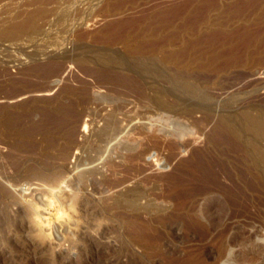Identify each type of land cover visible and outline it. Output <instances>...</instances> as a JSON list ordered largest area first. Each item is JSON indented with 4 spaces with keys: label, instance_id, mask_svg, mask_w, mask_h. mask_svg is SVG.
<instances>
[{
    "label": "rangeland",
    "instance_id": "1",
    "mask_svg": "<svg viewBox=\"0 0 264 264\" xmlns=\"http://www.w3.org/2000/svg\"><path fill=\"white\" fill-rule=\"evenodd\" d=\"M39 1L34 24L0 34V264H264V130L248 125L264 128V0ZM41 3L0 0V22ZM220 118L229 134L212 130ZM13 122L32 130L8 135ZM196 152L223 162L218 181L179 198L174 177ZM58 175L79 194L66 225L24 203L43 205ZM193 207L219 220L208 236L184 223ZM227 251L239 262L219 261Z\"/></svg>",
    "mask_w": 264,
    "mask_h": 264
},
{
    "label": "bare ground",
    "instance_id": "2",
    "mask_svg": "<svg viewBox=\"0 0 264 264\" xmlns=\"http://www.w3.org/2000/svg\"><path fill=\"white\" fill-rule=\"evenodd\" d=\"M33 1V0H32ZM35 1V0H34ZM44 1V0H43ZM42 1V2H43ZM47 1V0H46ZM29 2V1H28ZM36 2H39V3H41L39 0H36ZM30 3H32V2H30ZM29 3V4H30ZM43 3H45V2H43ZM47 3V2H46ZM45 3V4H46ZM61 3V2H60ZM14 4V3H13ZM28 4V3H27ZM34 4V3H33ZM36 4V3H35ZM38 4V3H37ZM50 4V3H49ZM52 5V4H51ZM36 6V5H35ZM54 6V5H53ZM38 7V6H37ZM42 7H44V6H42V3H41V5H39V7L38 8H33L32 10H27V9H23V10H17V11H15V12H12V14H11V16L7 19V20H4V21H1L0 22V34H5V35H9V36H17V35H19L23 30L22 29H27L26 27H28V26H31L32 24H34V22H35V20H36V18L37 17H39V16H41V15H43V8ZM50 9H51V7H50ZM47 11V10H46ZM25 29H24V31H25ZM38 66V65H37ZM43 67V66H42ZM45 67V66H44ZM38 68H40V67H38ZM46 68H48V67H46ZM36 69H37V67H36ZM45 69V68H44ZM42 70V69H41ZM47 70V69H46ZM48 71V70H47ZM46 72V71H45ZM47 73L48 72H46V77L48 76L47 75ZM50 77V76H49ZM47 80H49V78L47 79ZM117 88V87H116ZM54 89V88H53ZM124 89V88H123ZM120 91V90H119ZM131 91H133L134 93H135V95H137L136 97H139L140 99H142V100H145L146 101V92H145V90L143 89V87L141 86V85H139V84H135L134 85V87H133V89L131 90ZM131 91H129V92H131ZM127 94V93H126ZM125 94V95H126ZM131 94L129 93V96H130ZM134 95V94H133ZM134 95V96H135ZM135 97V98H136ZM130 97H128V99H129ZM133 98V97H132ZM128 99H126L127 101H128ZM127 101H126V103H125V105L123 104L122 106H121V108H123V107H126V105H128V103H127ZM130 101V100H129ZM128 101V102H129ZM125 102V101H124ZM72 111H70V113H71ZM68 114H69V112H67ZM72 114V113H71ZM116 114V113H115ZM209 116V115H208ZM211 119V118H210ZM217 119H219V118H217ZM83 122V120H80V122ZM85 121V120H84ZM109 121V120H108ZM218 121V120H217ZM80 122H79V124H80ZM211 122V121H210ZM78 124V125H79ZM112 124V123H111ZM77 125V126H78ZM248 125L250 126V128H252V129H255V130H264V128H263V126L261 125V123H260V121L258 120V119H254V118H249V121H248ZM22 126H24V124L23 123H21V124H19V122H17V123H15V122H13V123H11V124H8V125H6V126H4V127H7V129H8V135H10L9 133L11 132V131H13V130H18V131H20V133L22 132V131H24L23 132V134H28L31 130H32V128L31 129H28V128H21ZM110 126V125H109ZM108 126V127H109ZM153 127V126H152ZM229 127H230V123L228 122V121H226V120H224L223 118H220V120H219V122L218 123H216L214 126H213V131H215L217 134H222V133H225V134H229L230 133V129H229ZM79 128H82V127H79ZM84 128H85V126H84ZM106 128V127H105ZM150 129H151V126H150ZM149 129V130H150ZM155 128H153L152 129V131L154 130ZM157 129V128H156ZM81 131H82V129H80ZM90 130V129H89ZM88 130V131H89ZM144 130V129H143ZM260 130V131H261ZM146 131V132H145ZM151 131V130H150ZM158 131V130H157ZM148 133L147 132V129L146 130H144L143 131V133ZM159 132V131H158ZM163 133V132H162ZM26 134V135H27ZM150 134V133H149ZM164 134V133H163ZM261 134V133H260ZM263 134V133H262ZM3 135V134H2ZM1 135V136H2ZM123 135V134H122ZM146 135V134H145ZM151 135V134H150ZM7 136V135H6ZM152 136V135H151ZM151 136H150V138H151ZM155 137V136H154ZM154 137H152V138H154ZM157 137V136H156ZM156 137L154 138L155 140H156ZM229 137H231V139L233 138H235V136H234V134H232L231 133V136H229ZM228 138V137H227ZM9 139V138H8ZM160 139V137H158V140ZM132 140V139H131ZM152 141V140H151ZM154 141V140H153ZM230 141V140H229ZM8 142V141H7ZM7 142H5L4 141V139L2 138V137H0V158H1V156H5L2 152H1V149L3 150L4 149V147H6L7 146ZM232 142H234V141H232ZM177 144V143H176ZM235 144V143H234ZM9 145V144H8ZM132 145V144H131ZM11 146V145H10ZM13 147V146H12ZM14 147L16 148V149H19V151H20V149L21 148H24V147H26V143H20V142H16L15 143V145H14ZM8 148H10V147H8ZM8 148H5V150L6 149H8ZM129 148V147H128ZM12 149H14V148H12ZM127 149V148H126ZM9 150L11 151V148L10 149H8L7 151L9 152ZM23 150H26L25 148L23 149ZM26 151H28V150H26ZM196 151V150H195ZM198 151V150H197ZM7 152V155L10 153H8ZM14 152H17V151H14ZM19 153V152H18ZM24 153H26V152H24ZM29 153V152H28ZM13 155V152L11 151V153H10V155ZM16 154V153H15ZM14 154V155H15ZM25 156V155H24ZM122 156V155H121ZM123 156H125V155H123ZM206 157H207V155H205ZM12 157V156H11ZM11 157H9V159L11 158ZM18 157V156H17ZM195 157H197V159L198 160H196L195 162H191V164H190V162L188 163V166H189V168L188 169H185L184 171H181L176 177H174V182H175V194H177L178 195V197L179 198H182V197H188V196H193L195 193L197 194V193H199V194H203L204 193V195H205V193L208 191V190H210V188H204V189H198V190H196L194 187H193V184H195L196 182H207L208 184H211V185H213V184H215V183H217V181H218V178H219V176H218V174H219V170L221 171L222 169V167H223V162L222 161H215L214 162V158H213V161L211 160L210 161V159H212V158H210L209 156V161L210 162H208L207 160H205V157H203V155L201 154V152H196L195 153ZM6 159H7V157H5ZM14 158V157H13ZM4 159V158H3ZM11 160V159H10ZM9 160V162H8V160H7V162L8 163H10V162H12V161H10ZM216 160V159H215ZM218 160V159H217ZM211 162H213V163H211ZM15 162H13L12 163V165L14 164ZM21 163V162H20ZM82 163V162H81ZM106 164V163H105ZM109 164V163H108ZM2 165H1V163H0V167H1ZM9 166V165H8ZM17 166V165H16ZM19 166V165H18ZM11 167H14L13 169H15V166L13 165V166H11ZM80 167V166H79ZM225 167V166H224ZM19 168V167H18ZM17 168V169H18ZM226 168V167H225ZM17 169H16V171H17ZM19 170V169H18ZM31 170V169H30ZM39 170V169H38ZM225 170V169H224ZM6 171V170H5ZM43 172V171H42ZM62 172H64V171H62ZM37 173V172H36ZM44 173V172H43ZM86 173V172H85ZM84 173V174H85ZM48 174V173H47ZM46 174V175H47ZM58 174V173H57ZM62 174V173H61ZM80 174V173H79ZM89 174V173H88ZM37 175V174H36ZM40 175V174H39ZM41 175H42V173H41ZM49 175V174H48ZM47 175V177H49V176H51V175H49L48 176ZM35 176V175H34ZM33 176V177H34ZM59 176V175H58ZM62 175H60L59 176V178L61 177ZM84 176V175H83ZM86 176V175H85ZM52 177H53V175L51 176V178H49V179H52ZM65 177V176H64ZM37 178H40L39 176L37 177ZM36 178V179H37ZM45 178V177H44ZM54 178H56V177H54ZM34 179V178H33ZM33 179H31V180H33ZM58 178H56V180H57ZM61 179H62V177H61ZM65 179V178H64ZM64 179H62V181L64 180ZM45 179H43V181H44ZM52 180H54V179H52ZM60 180V179H59ZM59 180H57V181H59ZM125 180L126 179H123V178H121L120 180H118V182H114V183H116L115 184V186L117 185V186H120L121 184H123L124 182H125ZM39 181H41L40 179H39ZM39 181H37L38 183H39ZM61 181V180H60ZM59 181V183H61ZM69 181H72V180H69ZM69 181H67V183L69 182ZM25 182V181H24ZM42 182V181H41ZM50 183H51V181H49ZM64 182V181H63ZM44 183V182H43ZM46 183V182H45ZM58 183V182H57ZM56 183V184H57ZM59 183H58V185H59ZM133 183V182H132ZM28 184V183H27ZM69 184H71V183H69ZM137 184V183H136ZM18 185V184H17ZM30 185V184H29ZM45 185V184H44ZM111 185V184H110ZM124 185V184H123ZM122 185V186H123ZM139 185V184H138ZM137 185V186H138ZM51 186V185H50ZM50 186H47V187H49L50 188ZM53 186V185H52ZM51 186V187H52ZM72 186V185H71ZM113 186H114V184H113ZM42 187H44L43 186V184H42ZM47 187H45V188H47ZM101 187V186H100ZM39 188H40V186H39ZM110 188V187H109ZM114 188V187H113ZM116 188V187H115ZM118 188V187H117ZM135 188H136V186H135ZM134 187L133 188H131V189H135ZM139 188V187H138ZM137 188V189H138ZM17 189V188H16ZM76 189V188H75ZM74 189V190H75ZM130 188H129V193H130V190H131ZM21 190V189H20ZM39 190V189H38ZM40 190H41V188H40ZM43 190H44V188H43ZM126 190H127V188H126ZM15 192V191H14ZM26 193L28 192V190L27 191H25ZM132 192V191H131ZM17 193V192H16ZM22 193H23V191H22ZM21 193V194H22ZM25 193V194H26ZM129 193H126V194H129ZM29 194H27V196H28ZM122 195V194H121ZM129 196V195H128ZM202 196V195H201ZM21 197H23V196H21ZM195 197V196H194ZM202 197H204V196H202ZM189 198H191V197H189ZM205 198V197H204ZM203 198V199H204ZM69 199H71V198H69ZM120 200V199H119ZM129 203H131V205H133L134 203H135V200H132L131 202H129ZM216 204V203H215ZM210 207V206H209ZM35 209V208H34ZM34 209H32V210H34ZM47 210V209H46ZM208 210V209H207ZM28 211V210H27ZM30 211V210H29ZM35 211V210H34ZM222 212V211H221ZM220 212V213H221ZM34 213V212H33ZM225 213V212H224ZM223 213V214H224ZM52 216V214H47L46 216ZM221 215L222 214H220L219 216L221 217ZM178 216V215H177ZM216 217V216H215ZM47 218V217H46ZM53 218V217H52ZM55 218V217H54ZM218 218L219 217H217V220H218ZM220 219V221L222 220L221 218H219ZM202 219H201V215L199 214V212H197V210L196 209H194V207H193V209H191L190 210V212H188L187 214H186V217H185V220H184V223L187 225V226H190V227H195L203 236H208L210 233H211V231L214 229L213 228V226L214 225H217L216 224V222H218V221H216L215 222V218H213V219H207V220H205V221H201ZM49 221V220H48ZM180 223V222H179ZM47 225V224H46ZM28 226V225H27ZM58 226V225H57ZM141 226V225H140ZM140 226H138V228H140ZM141 227H143V226H141ZM168 227V226H167ZM215 227V226H214ZM230 227V226H229ZM69 228V227H68ZM144 230V227L143 228H140V230ZM147 229H145L144 231H146ZM191 230V229H190ZM214 230H216V229H214ZM228 230V228L227 227H224L222 230H221V232H219V238L222 240V244L221 245H223L225 248H227V249H229L227 246H229L228 244H232L233 242H235L234 244H236V240H237V238H236V236L238 237V235H235L234 237L233 236H231L232 237V239H229V235H227V236H229V237H227L228 239H225V232ZM172 231V230H171ZM47 232V231H46ZM143 232V231H142ZM195 232H197V231H195ZM230 232V231H229ZM147 233V232H146ZM149 234V233H148ZM193 234V233H192ZM191 234V235H192ZM141 236V235H140ZM159 237H161V236H159ZM199 237V236H198ZM142 238L143 239H148V238H150V236L149 235H146V234H144L143 236H142ZM151 238H153V240L155 239L154 237H151ZM157 239H158V237H156ZM180 238V237H179ZM242 238V237H241ZM142 239V240H143ZM207 239H210V238H207ZM151 240V239H150ZM145 241V240H144ZM148 241H149V239H148ZM158 241V240H157ZM241 241V240H240ZM146 242V241H145ZM153 242H155V241H153ZM244 242V241H243ZM150 243V242H149ZM148 243V244H149ZM152 244V243H151ZM238 244V243H237ZM241 244V243H240ZM239 244V245H240ZM233 245V244H232ZM232 245H230V246H232ZM244 245H245V243H244ZM34 246V245H33ZM236 246V245H235ZM241 246V245H240ZM28 250V249H27ZM191 253V252H190ZM195 253V252H194ZM222 254H220V252L218 253V254H220V257H219V261H221V260H223L224 258H227V261H232L233 263H238L239 262V256H235V257H233L232 255H229V253H228V251H227V255H225V253L223 254V252H221ZM242 253V252H241ZM251 253V252H250ZM257 253V252H256ZM218 254H217V256H218ZM251 254H253V253H251ZM194 255V254H193ZM197 255V254H196ZM195 255V256H196ZM247 255V254H246ZM259 255V254H258ZM217 256H216V258H217ZM241 257V256H240ZM245 257V256H244ZM244 257H242V258H244ZM254 257H255V254H254ZM253 257V258H254ZM188 258V257H187ZM189 258H190V255H189ZM188 258V259H189ZM256 258V257H255ZM185 260V261H188L189 262V260ZM197 258H195V260H196ZM257 259V258H256ZM192 261H193V259H191ZM241 260H243V259H241ZM198 260H196L194 263L196 264H200V263H202V262H200V263H198L197 262ZM199 261H201V260H199ZM216 261H218V259L216 260ZM206 262V261H205ZM211 262V261H210ZM187 263V262H186ZM190 263V262H189ZM189 263H187V264H189ZM219 263V262H218ZM191 264H192V262H191ZM205 264V263H204ZM208 264V263H207ZM216 264H217V262H216Z\"/></svg>",
    "mask_w": 264,
    "mask_h": 264
},
{
    "label": "clouds",
    "instance_id": "3",
    "mask_svg": "<svg viewBox=\"0 0 264 264\" xmlns=\"http://www.w3.org/2000/svg\"><path fill=\"white\" fill-rule=\"evenodd\" d=\"M43 195V202L42 205L41 202L34 197L31 200H26L24 203L28 205L35 204L37 208H40L42 206H47L49 211L55 210L52 212V215L55 217V223L66 225L70 224L72 221V213H75L77 211V204L76 201L78 199V193L75 192V190L65 181L61 182V184L57 187L47 188L42 190L41 192L37 193V196ZM71 197L65 204L63 202V199L65 197ZM39 217L33 216L32 220L29 221V223H32L35 220H38ZM97 226L100 228H103L104 225L102 222L97 221ZM47 227L51 229L52 231H49L47 233V239L49 241L54 240V223L51 219H49ZM77 254V249H73L69 255L73 258Z\"/></svg>",
    "mask_w": 264,
    "mask_h": 264
}]
</instances>
